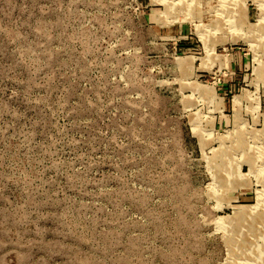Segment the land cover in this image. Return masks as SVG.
<instances>
[{
	"label": "rangeland",
	"instance_id": "374dc122",
	"mask_svg": "<svg viewBox=\"0 0 264 264\" xmlns=\"http://www.w3.org/2000/svg\"><path fill=\"white\" fill-rule=\"evenodd\" d=\"M0 264H264V0H0Z\"/></svg>",
	"mask_w": 264,
	"mask_h": 264
}]
</instances>
